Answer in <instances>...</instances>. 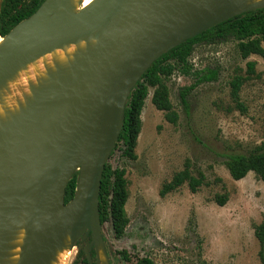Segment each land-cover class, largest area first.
<instances>
[{"label": "water", "instance_id": "water-1", "mask_svg": "<svg viewBox=\"0 0 264 264\" xmlns=\"http://www.w3.org/2000/svg\"><path fill=\"white\" fill-rule=\"evenodd\" d=\"M233 1L100 0L95 8L80 9L75 23L55 16L63 0H45L0 36H15L0 48V81L17 64L48 50L80 40L98 42L82 71L68 83L59 82L61 96L44 95L23 123L0 133V240L10 215L25 203L32 207L17 264H42L68 229L73 247L90 237L83 251L91 262L89 250L102 243L101 177L122 127L128 94L173 47L242 11L264 6L231 13ZM74 172L76 188L64 203Z\"/></svg>", "mask_w": 264, "mask_h": 264}, {"label": "rangeland", "instance_id": "rangeland-1", "mask_svg": "<svg viewBox=\"0 0 264 264\" xmlns=\"http://www.w3.org/2000/svg\"><path fill=\"white\" fill-rule=\"evenodd\" d=\"M233 39L196 44L188 59L191 71L218 70L217 80L197 85L181 104L179 91L194 81L179 67L163 79L175 123L151 103L154 88L140 114L136 159L116 150L108 162L125 171L127 219L120 237L110 222L101 228L110 264H134L147 256L156 264H264L254 235L264 221V183L252 172L233 180L226 167L229 155L248 154L264 143V60L255 54L241 57ZM264 48V42H262ZM255 62L247 73L246 63ZM242 77L241 111L230 96V83ZM187 167L204 183L191 192L186 183L164 197L159 190L172 176ZM227 195L219 206L215 197ZM89 237L77 240L67 264H71ZM123 253L129 259L125 260ZM109 264V263H108Z\"/></svg>", "mask_w": 264, "mask_h": 264}, {"label": "trees", "instance_id": "trees-1", "mask_svg": "<svg viewBox=\"0 0 264 264\" xmlns=\"http://www.w3.org/2000/svg\"><path fill=\"white\" fill-rule=\"evenodd\" d=\"M45 0H1L0 1V36H6L11 29L21 21L31 16ZM233 39L237 42L236 46L242 58L246 59L251 54L260 56L264 60V6L252 10L242 11L237 15L201 32L200 34L185 40L173 47L157 60L142 74L136 82L132 91L128 94L124 112L122 127L117 141L109 158L114 152L120 150V156L130 160L136 159L135 147L137 136L140 131V114L144 101L148 95L149 87L154 88L151 103L160 111L164 112L165 119L170 123H175L177 114L172 109L169 100L167 87L163 79L169 77L175 68L179 67L182 74L193 75L194 81L189 86L183 87L179 91L180 101L187 107V95L199 84L213 82L217 80L218 70L204 68L203 70L192 72L189 57L196 44L214 43ZM247 73L254 72L255 62L246 63ZM243 84L242 77H235L230 83V96L237 108L244 110L239 102V90ZM226 167L233 180L244 178L252 172L264 183V143L256 146L248 154L229 155ZM125 171L118 167H112L107 161L105 164L101 185L98 196V213L101 224L110 222L115 237H120L127 222L125 217V203L128 197L127 181L124 177ZM77 183V172L71 176L64 196V203H67L73 196ZM184 183L187 184L191 192H196L204 183V176L198 173L193 176L187 167L176 172L172 178L162 184L159 196L164 197L170 192L175 191ZM215 201L219 206H223L227 201V195H218ZM254 235L259 243V257L264 262V221H261L254 230ZM90 239V237L88 238ZM105 254L110 264V257L106 249V240L102 237ZM79 245V242L77 243ZM90 261L85 253L80 249L71 264H96L97 258L94 248L89 250ZM125 260L129 257L123 253ZM134 264H156L151 258L137 257Z\"/></svg>", "mask_w": 264, "mask_h": 264}, {"label": "bare ground", "instance_id": "bare-ground-1", "mask_svg": "<svg viewBox=\"0 0 264 264\" xmlns=\"http://www.w3.org/2000/svg\"><path fill=\"white\" fill-rule=\"evenodd\" d=\"M53 1V0H50ZM100 0H63L55 16L68 22H78L75 17L80 9L98 6ZM264 0H234L231 13L250 6L263 5ZM90 11L88 17H93ZM24 25L19 26L21 30ZM19 35V34H17ZM15 36L0 37V48L12 43ZM98 42L93 39L80 40L48 50L42 55L28 58L17 64L0 81V133L25 121L29 113L43 102L44 95L56 98L62 95L59 82L68 83L73 75L82 71L88 56L95 54ZM32 207L25 203L8 218L5 232L0 240V264H17L29 229ZM71 230L65 231L59 241L47 252L42 264H67L73 246L70 244ZM97 264H108L102 243L94 245Z\"/></svg>", "mask_w": 264, "mask_h": 264}, {"label": "flooded vegetation", "instance_id": "flooded-vegetation-1", "mask_svg": "<svg viewBox=\"0 0 264 264\" xmlns=\"http://www.w3.org/2000/svg\"><path fill=\"white\" fill-rule=\"evenodd\" d=\"M78 243V242H77ZM77 243H76V245H77ZM103 244V243H102ZM103 247H104V245H103ZM94 248V247H93ZM82 250V249H81ZM94 250H95V248H94ZM83 251V250H82ZM105 251V250H104ZM84 252V251H83ZM95 253H96V251H95ZM86 255V254H85ZM107 257V256H106ZM96 258H97V255H96ZM108 260V259H107ZM97 261V260H96ZM97 264V263H96Z\"/></svg>", "mask_w": 264, "mask_h": 264}]
</instances>
